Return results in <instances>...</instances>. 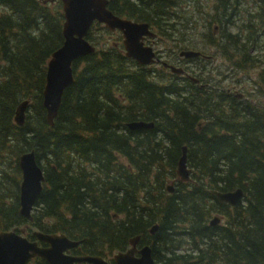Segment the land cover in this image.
Returning a JSON list of instances; mask_svg holds the SVG:
<instances>
[{"label": "trees", "instance_id": "1", "mask_svg": "<svg viewBox=\"0 0 264 264\" xmlns=\"http://www.w3.org/2000/svg\"><path fill=\"white\" fill-rule=\"evenodd\" d=\"M212 1L210 13L200 0H113L108 8L167 38L193 23L205 32L195 46L213 48L242 72L262 63L251 89L231 83L244 98L203 76L195 84L140 66L124 55L119 36L101 48L94 24L87 39L97 49L73 62L74 81L49 127L42 92L47 62L63 42L60 1L0 0V231L27 226L26 236L84 239L83 253L100 256L139 236L156 264H264V0H250L255 9L242 23L246 0ZM189 42L180 37V49H197ZM25 100L18 125L15 111ZM133 121L154 127L131 131ZM184 146L188 181L177 175ZM29 151L44 176L31 221L19 213L18 158ZM237 188L243 197L235 206L211 193ZM214 216L223 222L210 225Z\"/></svg>", "mask_w": 264, "mask_h": 264}, {"label": "water", "instance_id": "2", "mask_svg": "<svg viewBox=\"0 0 264 264\" xmlns=\"http://www.w3.org/2000/svg\"><path fill=\"white\" fill-rule=\"evenodd\" d=\"M51 0H42L46 3ZM63 13L62 36L63 42L59 48L52 52L47 62L45 85L42 92V105L45 109V120L49 127H53L54 119L57 116L64 90L73 81L72 64L75 60L94 53L95 47L86 39L88 30L93 22L103 24L110 31L119 30L122 35V45L125 56L133 59L140 65H149L159 62L151 47L143 45L145 36H154L149 26L144 22H135L127 18L115 15L107 7L108 0H59ZM184 58L199 56V52L191 50L179 53ZM173 74H183L184 70L161 63ZM195 83L197 79L191 78ZM28 101L20 103L15 111L14 121L22 125L25 119V111ZM130 130L152 129L153 122L133 121L126 123ZM187 148H182L178 160V180L188 181L189 170L186 166ZM18 168L21 172L19 185V213L27 220H32L31 212L35 202L42 191L44 176L41 168L36 162L34 151L23 153L18 158ZM167 191L173 190L172 184L166 187ZM211 193L219 203L235 206L243 197V191L237 188L233 191L220 192L212 190ZM220 221L213 217L210 225L214 226ZM157 229L154 225L150 230L153 233ZM37 241L47 244L46 247H39L37 241H29L14 229L0 232V264H26L32 257H39L47 264H107L99 256L72 257L64 252L79 244V241H72L63 234H46L39 231L32 233ZM130 240L132 247L125 253H118L114 256L115 264H155L151 257V249L143 247L139 257H135V241Z\"/></svg>", "mask_w": 264, "mask_h": 264}, {"label": "rangeland", "instance_id": "3", "mask_svg": "<svg viewBox=\"0 0 264 264\" xmlns=\"http://www.w3.org/2000/svg\"><path fill=\"white\" fill-rule=\"evenodd\" d=\"M203 3V11L204 13H210L211 12V8L213 5V1L212 0H200ZM253 3L250 0H246L244 2V4H242L240 6L239 9V20L242 21L244 19L247 18V10L248 9H255V6L252 5ZM185 18L188 19L189 18V13L185 14ZM181 20L183 22H185L182 18ZM186 23V22H185ZM187 24V28L186 29H182L180 31L182 32H175V34L171 37V38H167V37H163L162 39H160V42L157 43V49L159 51H164V50H169L171 51L173 49V47H176V44L173 42V37H175L176 39H180V37L184 38L186 41L193 37L194 35L197 36V40L200 42L201 41V36L200 33L202 32V30L199 29H194V24L191 23H186ZM241 27L242 24H239ZM179 26V25H178ZM200 28V27H198ZM183 34L182 36L180 35ZM93 34L95 36H97L99 43H97L98 45H100V47L105 48L107 46L112 45L113 43H116V39L119 36V40H118V44H121V36L118 33H113L110 35V32H104L102 30V28L99 29H95L93 30ZM259 40L260 43L262 45H264V31L260 32L259 34ZM211 52H214L213 56L215 55L216 58L214 60H211V62H206V66L209 72V75H211V79H213L211 81L212 84L218 85L220 88H223L224 86L227 87H231L232 84L230 83L232 82H238L241 87H249L250 89L252 81L255 79V77H257L258 71L261 69L262 63L261 65L258 66H254L252 69L250 70H245V71H241L239 69H237L236 67H234L232 64H230L226 59L220 57L219 53L216 52L213 48H206V54H210ZM261 60L263 61L264 59L261 57ZM192 60H188V61H183V64L185 63L186 65H191ZM197 63V62H196ZM158 68V67H157ZM156 68V69H157ZM239 92H242L241 90Z\"/></svg>", "mask_w": 264, "mask_h": 264}, {"label": "flooded vegetation", "instance_id": "4", "mask_svg": "<svg viewBox=\"0 0 264 264\" xmlns=\"http://www.w3.org/2000/svg\"><path fill=\"white\" fill-rule=\"evenodd\" d=\"M111 1H113V0H109V2H111ZM109 2H108V4H109ZM99 26L104 29V27L101 26V24ZM148 26H149V24H148ZM149 29L151 30V32L154 33V36H145L143 38V44L145 46L151 47L152 50L154 51V53L156 54V57L157 58L161 59L162 61H166V62H168V63H170L172 65L181 66V67H183V69L186 68V67H188L189 68V72L188 73L190 75L193 73V75H191V76H194V77L195 76H203L204 78L202 77V80L205 81V79H206L207 81L211 82V78H209V76H206L205 75V72H203V71H206L207 73H209L208 72V69H207V66H206L205 63L206 62L207 63L208 62H211V60H214L216 58L215 55L213 56L214 52H211L210 54H206V48H210V47H208V46H205V47H202V48L201 47H196L195 46V43L198 42V40L196 39L197 36L194 35L193 37L189 38L188 40H191V42H189V46L190 47H193V48L196 47L197 49H187V50H192V51L199 52L200 55L197 58L204 60L205 63L200 65L199 62L196 63L195 61H192L191 62V65H186L185 63L182 64V61L183 60L184 61H188V60H192V59L185 60V59L180 58L179 53L182 52V51H184V50L180 49L181 48L180 47V39H176L175 37L172 38L173 39V42L176 44V47H173V49L171 51H169V50L159 51L157 49V43H159L160 42V39H162L163 37H168V35L166 36V34H165L166 32H161V31L159 32L157 30H154L151 26H149ZM201 33H205V32L202 31ZM212 34L215 35V36L219 34L218 29H217V25H215V24L213 25ZM200 36H201V40H203L204 37L202 35H200ZM182 39H184V38L182 37ZM98 43H99V41H98ZM194 58H196V57H194ZM197 64H199V67L201 69V72H199V73H198ZM157 66H161V65L160 64H157ZM198 81L200 83V80L199 79H198ZM192 83H194V82H192ZM230 83H233V82L231 81ZM195 84H198V83H195ZM204 85L205 86H208L209 84L206 83ZM199 86H200V88L203 87L202 84H200ZM231 89L233 90V95L237 99L244 98V93L243 92H239L240 90H242L241 87L235 88V86H232ZM227 92H229V88L227 89ZM169 184H172L173 185V183H169ZM167 192H169V191H167ZM172 192H173V190L171 192H169V193H172ZM219 224H220V222H218L216 225H219ZM153 233L150 232L151 235ZM136 237H137V240L135 241V252H134L133 255L135 257H139L140 256L139 251L143 247L148 246L151 249V257H152L154 263L156 264V261H155V259L153 257V249H152V246L149 245V244L140 242L139 236H136ZM27 238H31L32 241L35 240V238L32 236V234L29 235V236L27 235ZM130 240H128L127 246L125 248H123V250H116V251H112V252H104L102 254V256H100V255H91V256H99V257L103 258V260H105L107 262V264H115L114 263V256L116 254H118V253H125L128 249H130L132 247V245L130 244ZM72 241H79V244L77 246L73 247V248H70V249L66 250L64 252L66 255H70L72 257L90 256V255H87V254H84L83 253L85 251V248H83V246H84L83 243L85 242L84 239H82V240L81 239H79V240H72ZM38 245L40 247H46L47 246V244L44 243V242H38ZM80 264H89V263H87V262H81Z\"/></svg>", "mask_w": 264, "mask_h": 264}]
</instances>
